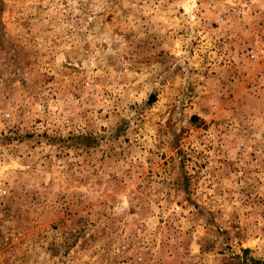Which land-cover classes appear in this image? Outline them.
<instances>
[{
	"label": "rangeland",
	"instance_id": "1",
	"mask_svg": "<svg viewBox=\"0 0 264 264\" xmlns=\"http://www.w3.org/2000/svg\"><path fill=\"white\" fill-rule=\"evenodd\" d=\"M0 264H264V0H0Z\"/></svg>",
	"mask_w": 264,
	"mask_h": 264
}]
</instances>
